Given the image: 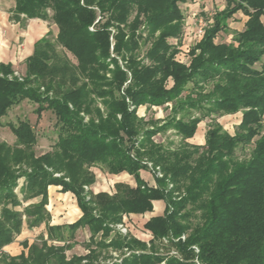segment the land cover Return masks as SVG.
I'll list each match as a JSON object with an SVG mask.
<instances>
[{"label": "trees", "instance_id": "trees-1", "mask_svg": "<svg viewBox=\"0 0 264 264\" xmlns=\"http://www.w3.org/2000/svg\"><path fill=\"white\" fill-rule=\"evenodd\" d=\"M185 1L14 0L12 17L51 20L58 29L57 44L76 63L58 55L46 37L34 43L21 76L10 63L0 62V118L26 99L37 105V117L50 110L57 127L50 150L36 155L30 122H7L15 145L0 141V264H93L109 249L122 248L133 251L110 264H264V0H225L190 47L188 66L174 59L167 42L181 35L179 5ZM237 11L247 16L243 30L234 42H216ZM141 23L145 37L137 31ZM110 27L115 29L112 51L121 55L129 77L111 56ZM142 44L146 50L137 58ZM111 63L114 69L106 76ZM167 102L172 103L171 115L161 123L136 114L140 105ZM237 111L240 121L230 134L216 119ZM205 117L210 124L204 143H187ZM168 129L180 136L179 146L152 139ZM248 144L253 145L250 158L238 160L234 149ZM143 158L162 175L155 176L154 186L140 177L139 171L147 168ZM91 166L126 172L136 185L116 183L114 194H93L83 187L95 181ZM19 177L20 197L15 191ZM49 185L74 195L81 211L77 220L49 224ZM34 198L38 200L23 205ZM153 200H163L165 208L143 224L152 235L148 245L110 226L121 222L123 214L151 211ZM42 223L46 238L39 234L37 241H22L16 255L2 251L23 224L32 228ZM82 227L90 234L88 253L67 257L75 231ZM99 232L101 238L95 239ZM184 232H189L186 237ZM162 239V247L177 255L159 252Z\"/></svg>", "mask_w": 264, "mask_h": 264}, {"label": "rangeland", "instance_id": "rangeland-1", "mask_svg": "<svg viewBox=\"0 0 264 264\" xmlns=\"http://www.w3.org/2000/svg\"><path fill=\"white\" fill-rule=\"evenodd\" d=\"M13 0H0L1 4L4 7H8ZM188 3H192L194 4V2H197V6L195 8H192L191 10H189V7L187 6L186 10H183V8H181L182 14H183V18L186 19L183 21L182 24V34H186V38L184 41V44L180 45L177 44V40L179 39L178 37H169L167 38V42L170 44L171 47H173V49L175 50L174 53V59L185 64L186 66L189 65L190 62V55H189V49L191 46V44H194L195 41L200 40V38L202 37V35H197L196 34V29L194 27V21L197 18H202L203 20H205V22H207L206 27L210 26L213 22V16L214 14L218 11L221 10L222 8H224L226 1L225 0H187ZM50 14V11H49ZM142 18V17H141ZM247 20V16L244 15L242 12L237 11L236 13H234L232 15V17L228 18L225 22H226V27L224 29H222L221 31H219L215 37V41L216 42H223V43H230V42H234L233 41V37L235 36V34L237 32H240L243 30L244 28V23ZM261 20L264 23V16H261ZM49 25L51 26L46 34V37L51 43H53L54 49L56 51V53L58 55H64L71 63L75 64L76 60L73 57V55L67 51L66 49L62 48L60 45L57 44L56 42V34H57V26L51 21H48ZM145 25H143V23H141L139 29H137V31H139L140 34H142L143 37H145V32H143V28ZM89 29L92 30L93 29V24L89 26ZM110 53L111 56H113L114 58L117 59V64L119 65V67L124 70L127 73V76H130V72L129 69L127 68L126 63L123 61V59L120 57L121 55H114L112 48H113V44H114V39L112 38L113 33L115 32V29L110 27ZM205 31V29H204ZM204 33V32H203ZM148 44V43H147ZM147 45L146 44H142L140 49L138 50V57H142L143 53L146 50ZM145 61V60H144ZM256 67L259 66V63H256L255 65ZM114 69V65L111 63L108 65V69L106 71V76H110L112 74V70ZM18 72V75L21 76L22 75V69L21 67H16L15 72ZM129 83L128 80L125 81L124 84H122L121 86V92H123V88ZM171 85V81L168 82V86ZM191 87V83L189 82L187 84L186 89L182 92L181 97L183 98L185 96V94H187V92L189 91ZM207 88H209V86H207ZM49 94H51V92H49ZM116 96H119L118 93H116ZM98 101V100H97ZM97 105L100 107V109H103V106L101 105V103L98 101ZM171 102H167L163 105L160 106H150L148 107L147 105L146 108L144 109L143 107L138 108L136 110V114L138 117H141L144 121H147L149 119H154V120H158L159 123H161L164 119H166L167 117H169L171 115ZM37 105L29 100H22L21 102H19L18 104L13 105L12 107H10L7 111V113L2 116L0 118V141L6 142L8 145L14 146L15 145V136L13 135V133L11 132L10 128L7 126V122H12V123H16L18 120L20 119H26L30 122V124L33 127V130L36 134V143L34 145V152L36 155H39L45 151L50 150L52 144L54 143V141L56 140V136H57V127L55 125V116L54 114L50 111V110H44L42 111L40 117H37L36 113L34 112V109ZM143 106V105H142ZM132 107V106H131ZM199 113L191 111L190 115H198ZM214 116V115H213ZM240 117H241V112L237 111L235 113L232 114H223L219 117H217L216 121L219 122V124L222 126L223 130L229 132L230 134L234 133L237 130V125L240 121ZM263 119V124H264V115L262 117ZM87 120V116H84V121ZM210 124V118L209 117H205L203 118L198 124H197V133L196 135L190 139H188V141L192 142H187L189 144H195V145H202L204 143V137L202 136L203 133H205L206 129L208 128V125ZM152 139L155 142H160L162 144H164L165 146H169L170 148H175L177 146H179L181 144L180 141V136L175 133V131L173 129H168L165 132H159L157 134H155ZM253 149V145L252 144H248V145H238L235 149H234V155L238 160H247L250 158L251 152ZM133 153V151H132ZM143 162L146 163L147 165V170H149V172L153 175L156 174L157 172V177H161V173L158 171V167H155V173L154 170L152 169V164L150 161H147L143 158ZM93 167V166H91ZM91 167H90V171H91ZM98 168V166H95ZM102 170V169H101ZM92 172V171H91ZM102 172L106 173V171L102 170ZM18 181V186L16 187L15 191L17 192V194L20 197V193H19V186L21 184V182H23V177H19ZM108 182V181H107ZM116 183L114 184L115 187ZM84 190H88L89 186H83ZM89 191V190H88ZM108 194H114L115 191L112 192H107ZM177 196V193L174 194ZM71 198L73 199V197L71 196ZM37 199H33L32 201H35ZM74 200V199H73ZM163 201V200H161ZM164 203V201H163ZM165 204V203H164ZM53 209H50V214L52 215V220H50V222L54 221L57 222L58 224L61 223H66L65 218H63L62 214H59V212H61L63 205H61V203L58 202H53L52 204ZM165 208V207H164ZM188 208V207H187ZM149 212V211H147ZM164 212V210H163ZM163 214V213H162ZM161 214V215H162ZM157 216V215H156ZM118 224V223H116ZM116 224H112V229L121 233L117 228H116ZM23 233L24 235H18V239L16 240V242L14 243V247L9 251V253H16L18 252L21 247L20 244L18 243V240H21V238L26 237L28 239H31L32 241H37L38 240V235L41 232H44V225L43 223L40 224L39 226L36 227H32V228H28L26 226V224H23ZM128 229H127V234H128ZM189 232H184L181 236L182 237H186L188 235ZM122 234V233H121ZM151 234V233H150ZM89 236V233L87 231L86 228L84 229H79L76 233H75V239H74V243L73 245L76 243L78 245H74L73 248H71L70 250L66 251V254L68 256H70L72 253H86V250H83L86 244V240ZM162 245H160L161 250L159 251L160 253L163 254H168V255H177L175 254V251L172 250L171 247H162L163 243H165V239H162ZM49 243H53L56 244L57 242L55 241H48ZM165 248V249H164ZM5 254H8L7 252H4ZM111 253V254H110ZM110 253H102V255L98 258V260H96L95 262H98L99 264H110L109 262L112 263L113 258L115 259H119L123 254H130V251H123L118 249V250H111ZM9 255V254H8ZM117 256V257H115ZM167 256V255H164ZM84 262V261H83ZM108 262V263H107ZM164 262V261H163ZM161 262V263H163Z\"/></svg>", "mask_w": 264, "mask_h": 264}, {"label": "crops", "instance_id": "crops-1", "mask_svg": "<svg viewBox=\"0 0 264 264\" xmlns=\"http://www.w3.org/2000/svg\"><path fill=\"white\" fill-rule=\"evenodd\" d=\"M179 6L180 8H183V10H186L188 6L189 10H191L192 8H195L197 6V2H194V4H192V3H188L186 0L183 3H180ZM13 7H14V0L7 8L4 7L0 2V62L10 63L14 69H16L17 66L21 67L22 71H24V61L28 56L32 54L34 43L40 38L46 36L51 26L49 25L47 20H42L39 18L25 19L22 17L23 15H21L22 18L20 20H17L14 17H12L11 11ZM184 20L186 19L183 18V21ZM185 36L186 34H182V33L179 36V39L177 40L178 42L177 44H179V46L184 44V41L186 38ZM196 42L197 41H195V43ZM194 44H191V45H194ZM140 107H143L144 109L146 108L145 105L143 106L140 105L138 108ZM197 130L198 128H196V131L191 138H193L196 135ZM204 134L205 133H203L202 135L203 137H204ZM188 139L190 138H187L186 141H188ZM91 171L93 172L95 176V181L88 187V190L93 194H96L98 192L115 191V187H114L115 183H123L130 187H134L136 185L134 178L126 172H120V173L106 172L104 173L99 167L97 168L95 166L91 167ZM139 174H140V177L144 181H146L148 185L154 186L156 184L155 176H157V172L155 175L154 174L152 175L149 172V170L141 169L139 171ZM22 183L23 182H21L20 186L22 185ZM47 195H48V202L46 205V209L49 211V213H50V209H53L52 207L53 202H58V203H61V205H63L61 212L58 213V215L62 214L63 215L62 217L67 219L66 223H63V224L72 223L80 217L81 211L77 205L74 195L71 192H62L60 191V186L49 185L47 188ZM71 196L73 197L74 200L71 198ZM34 199H37V198H34ZM32 200L33 199L24 202L23 205L27 204L28 202H35L38 199L35 201H32ZM164 207H165V204L163 203V201L153 200L152 210L149 212L140 213V214H136V213L123 214L121 222L119 223H123L129 231H128V234L126 232L125 234L122 233V235L131 236L132 238L139 240L141 242H144L148 245L149 240L152 238V235L150 234L148 230H146L143 227V224L150 217L161 215L163 213ZM50 220H52L51 214H50ZM49 224L50 225H61V223L58 224L57 222H54V221L49 222ZM110 226L112 227V224ZM84 228L87 229V227L78 228L75 231V233L79 229H84ZM20 234L24 235L23 229H21L18 235ZM40 234H43L44 238H46L45 226H44V232H41ZM18 235L14 238L12 242H10L9 244L5 245L2 248L3 252H7L9 255H16L22 249V246H21L22 241L27 240L28 243L32 242L31 239H28L23 236L21 240H18V243L20 244L21 249L16 253L10 254L9 251L14 247V243L18 239L17 238ZM100 238H101V232L97 233L95 236V239H100ZM74 239H73V243H74ZM88 239H89V236L86 241H88ZM55 242H57L56 244H63V242L61 241H55ZM73 243H72L71 248H73L74 245H78L76 243L73 245ZM71 248L67 249L66 251L70 250ZM122 249L123 251H127V252L133 251L127 248H122ZM83 250H86V253H88V249L86 248V246L84 247ZM111 250L112 249H109L108 253H110ZM84 252L79 253V254L72 253L71 255L86 254ZM134 252H138V250H135ZM127 254L126 253L123 254L119 259L112 261V262L120 261L124 256H127ZM66 256L69 257L67 254ZM93 264H99V263L94 261Z\"/></svg>", "mask_w": 264, "mask_h": 264}, {"label": "built area", "instance_id": "built-area-1", "mask_svg": "<svg viewBox=\"0 0 264 264\" xmlns=\"http://www.w3.org/2000/svg\"><path fill=\"white\" fill-rule=\"evenodd\" d=\"M193 23H194V27L196 29V34L202 35L204 32V29L206 27L207 22H205V20H203L202 18H197ZM14 74L19 76L17 71L14 72ZM116 228L123 234H125L127 232V228L123 223L116 224ZM193 248L195 251H197V248L195 246H193ZM115 257H117V256H115ZM115 260H117V259L113 258V261H115Z\"/></svg>", "mask_w": 264, "mask_h": 264}]
</instances>
